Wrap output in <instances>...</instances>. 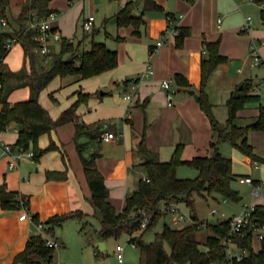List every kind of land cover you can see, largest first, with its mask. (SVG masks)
<instances>
[{
	"label": "crops",
	"instance_id": "crops-1",
	"mask_svg": "<svg viewBox=\"0 0 264 264\" xmlns=\"http://www.w3.org/2000/svg\"><path fill=\"white\" fill-rule=\"evenodd\" d=\"M10 1L9 25L19 29L17 19L27 0ZM129 1L137 2L135 13L141 14L144 8V3L141 0H54L51 3V7L56 10L57 15L54 25L62 38H68L75 43L73 37L77 32L78 24L83 27L88 16H95L93 28L99 19L117 24L118 13ZM156 2L164 8V11L146 13L147 23L141 29V37L132 35L133 27L126 29L128 36L126 40H129L130 43L126 46L124 54L121 48H116L119 53V62L126 64V68L120 70L119 80L137 78L146 71L149 65L154 70V75L143 78L136 85V90L133 89L134 83L128 86H118L123 89L126 105L111 103L106 112L91 119L84 118L78 111L80 122L88 124L100 122L103 129L110 125V132L116 135L113 141H101V144H107V147L101 149V156L96 163L110 189V201L118 211L124 209L126 199L137 190L141 180L136 174L144 159L137 154V149L144 132H146L148 150L157 154L162 161L170 159L179 143L185 144L184 161L192 160L198 156H209L210 142L213 137L212 126L209 118L201 109L199 101L189 92L194 90L199 95L202 81L201 64L202 59L206 56L205 41L221 40L220 52L229 59L227 63L219 65L208 86V93L215 108L225 106L228 109V100L237 88H241L243 82H249L251 93L260 95L262 99L261 88L264 85L262 83L264 80L263 20V28L260 29L256 27V22L251 16L253 18L252 30L243 32L246 19L250 16L245 15L244 9L248 3L253 2L252 0H197L194 4L185 0H156ZM168 14L174 16L172 26L168 22ZM71 27L74 29L70 31ZM177 27L191 29V35L185 39L182 48H178L176 45ZM85 32L87 33V31ZM164 34H166V44L155 50V46ZM117 36L125 37L126 35L122 36L119 28ZM112 37L114 36L112 35ZM81 42L80 40L82 45ZM58 44L60 45L61 42L54 41L52 43V51L57 52ZM253 44L258 46L262 57V64L258 66L252 63L251 47ZM18 45L21 44H16L11 49L4 61V68H7L5 64L13 66V69L24 66V59L18 62V58L12 53ZM21 49V55H24V49ZM177 75L183 76L192 85V89L178 86L175 81ZM167 79L173 80V88L176 90L173 106L168 105L166 91L162 86V82ZM30 94L29 87L18 88L10 95L9 100L14 104L18 101L28 100ZM127 95H131L132 99H126ZM1 107L0 104V109ZM45 107L54 118L57 117L52 113V106ZM124 109L127 116L126 121L130 120V122L127 121L124 124V129L119 131V128L109 123L108 120L112 121L114 118L113 112L121 111L123 114ZM258 114L259 104L257 103L248 104L244 110L239 112L240 116H248L251 119L257 117ZM252 133L254 146L260 155L264 156V132ZM75 134L76 126L71 122L53 131L51 136H42L39 142L42 148L47 147L52 138L61 147V151L49 152L39 162L25 155L17 161V166L14 169H10L11 158L0 156V186L6 184L9 191L18 192L21 196L28 197L31 215H37L44 224L54 215L72 211H82L87 214V217L94 216L95 210L91 204L92 192L80 155L77 156L75 152V149L77 150ZM18 136L17 127L12 125L8 131L0 132V142L13 145ZM81 140L88 142L86 137L81 138L80 142ZM167 145H170V150H165L169 147ZM92 151L93 148H90L89 154ZM89 154L84 153L86 156ZM247 162L253 164L254 161L247 157ZM47 171H65L67 179L63 181L48 180ZM239 176L241 175L236 174V178ZM246 178L251 177L245 176L241 178V182ZM257 182L256 188L260 193L264 180ZM252 184H255L254 180ZM227 201L225 199V203ZM250 205L263 206L264 209L262 195H257L255 201ZM250 205H245L239 212ZM221 214L226 215L224 212ZM21 215L22 207L15 210H4L0 196V264H12L15 257L25 249L28 240L33 235L42 234L37 224L31 219L20 220ZM167 215L169 216V214H165L164 217ZM199 220L206 224L209 223L208 220L200 218ZM171 221L174 225H178L174 223L173 218ZM81 222L82 220L74 219L67 221L65 225L75 223L69 225H76L78 228ZM60 231L61 227L56 228L52 233L45 231V234L58 240L63 249L54 257L53 264H61L60 261L63 260V255L67 251L64 249L67 248L65 235ZM206 231L209 232L207 237L212 234L204 227L197 234L199 240H201L200 233ZM255 241L261 243L259 240Z\"/></svg>",
	"mask_w": 264,
	"mask_h": 264
},
{
	"label": "trees",
	"instance_id": "trees-1",
	"mask_svg": "<svg viewBox=\"0 0 264 264\" xmlns=\"http://www.w3.org/2000/svg\"><path fill=\"white\" fill-rule=\"evenodd\" d=\"M54 0H27L20 16L17 19L19 29L9 25L8 11L11 6L10 0H0V27L5 20L9 30L0 31V132L15 125L18 128V139L12 145L15 152H33V160L39 162L47 153L61 151L55 140L51 138L50 144L42 148L39 144L40 138L50 135L59 127L75 123V142L79 152L84 172L92 192L91 204L101 223L98 232L99 239L103 242L109 238H119L124 234L130 236V242L135 244L145 257L146 264H210L212 262H227V252L222 245V238L230 232V220L219 221L215 224H206V229L211 231L204 241L198 239L197 234L206 222L199 220L194 212L195 196L220 195L225 199L240 201L241 196L235 191L231 184L236 179L233 171V160L225 157L220 151V144L229 141L235 148L240 150L246 157L253 161L264 162V158L255 152L254 146L249 142L251 132H264V105L261 97L251 93V84L243 82L242 89L237 88L227 102L228 119L226 125L221 127L219 120L214 114L215 105L210 99L208 86L210 80L219 65L227 63L228 57L220 52L221 40L215 42L205 41L206 56L202 59V81L199 91V104L201 109L210 120L213 137L210 142L212 155L198 156L189 161L183 160L185 145L179 143L168 161H162L157 154L151 153L147 148L146 132L142 134L137 153L144 159L142 165L146 168L147 177L139 181L138 188L127 199L122 211H118L110 201V189L106 184L103 173L97 166V159L101 156L100 151H94L89 156L84 155L86 144L80 142L82 137H88L90 141L101 143L102 136L110 132V125L103 129L102 124L91 125L79 121L78 109L82 104L88 103L94 96L101 98L108 93H88L78 91V98L58 118H54L50 111L41 104L40 95L44 89L57 77L77 76L79 81L97 77L119 66V54L110 49L105 43L92 42L91 49L81 51V44L76 45L68 38H62L60 52L53 58L52 66L48 69L39 68L40 43L35 40L38 31L29 29L31 13L38 18H49L56 10L51 7ZM71 1V0H68ZM144 8L141 14L135 13L137 2L129 1L118 13L119 27H133V35L141 37V29L146 25L145 15L148 12H162L164 8L156 0H141ZM194 4L197 0H185ZM259 5L264 0H253ZM168 17L174 16L168 14ZM264 22V7L261 10ZM176 45L182 48L185 39L191 35L189 27H177ZM54 31H59L57 28ZM119 41L125 37L118 36ZM21 44L28 58L29 70L14 73L4 68V61L11 49L8 43ZM71 55L70 58L67 56ZM11 80L19 81L12 84ZM176 84L188 89L192 85L183 76L175 77ZM124 85L139 83V78L125 79ZM29 87L30 98L18 101L14 104L9 102L10 95L18 88ZM51 97L54 99L53 95ZM55 100V99H54ZM259 104V114L254 120L246 125L239 126L236 121L239 112L244 110L248 104ZM130 122V120H127ZM133 127V125H132ZM181 165H189L195 168L198 175L195 178L182 179L177 176V170ZM48 180L63 181L67 179L65 171H47ZM2 208L4 210H15L22 207V198L18 192L9 191L6 184L0 186ZM164 201H174L186 204L191 208V214L195 220L194 224L185 225L180 228L170 227L165 224L163 230L155 234L153 243H146L145 234L152 230L165 216L161 210ZM30 204V202H29ZM257 210L264 221L263 206L257 205ZM144 213L150 216L146 228H142ZM87 214L82 211H72L50 217L45 231L52 233L56 228L62 227L67 221L79 219L84 220ZM36 224L42 223L37 215L32 216ZM86 224L80 231H84ZM139 232V234H137ZM239 246L247 250V254L240 262L234 264H264V239L261 241L259 251L254 249V237L248 231L243 238L237 239ZM55 249L46 245L42 234L33 235L27 242L25 249L20 252L12 264H52ZM98 250L97 255L102 254Z\"/></svg>",
	"mask_w": 264,
	"mask_h": 264
},
{
	"label": "rangeland",
	"instance_id": "rangeland-1",
	"mask_svg": "<svg viewBox=\"0 0 264 264\" xmlns=\"http://www.w3.org/2000/svg\"><path fill=\"white\" fill-rule=\"evenodd\" d=\"M246 16H252L256 22V27L262 29V17H261V6L255 2L248 3V6L244 9ZM9 26L2 25L0 27V31L9 30ZM119 28L121 31V35L125 36L123 41H119L117 39V35L119 33ZM130 27H119L118 24H111L108 21L99 19L96 22L95 28H93L89 32H85L81 24H78V29L76 34H74L75 44L78 45L80 40L82 41V45L80 50L85 51L91 49L92 42H102L105 43L110 49L116 50L121 48L122 53L126 51V46L129 45L130 41L126 40L127 34L126 29ZM74 28H70V31ZM76 31V30H74ZM108 31V32H107ZM125 34V35H124ZM112 35L114 37H112ZM133 35V34H132ZM134 36V35H133ZM136 37V36H134ZM61 44L56 46V51H51L48 56H43L39 54V68L48 69L52 66L53 58L58 55L60 52ZM23 48L22 45H18L13 49V54L18 58V62L21 59H24V66L18 69H13L9 64L5 66L6 70H9L14 73H19L21 71L29 70L30 64L28 58L25 54L21 55L20 49ZM24 49V48H23ZM59 49V50H58ZM22 50V49H21ZM118 52V50H116ZM119 54V53H118ZM68 58L71 55L67 56ZM126 68V64L119 62V66L111 70L107 73L99 75L97 77L87 78L79 81L77 76H66V77H57L55 78L46 89H44L40 95V102L43 106H52V113L57 115L58 118L61 115V112L68 107H70L78 98L77 92L84 91L92 94L96 93H108V95H104L101 98L94 96L88 103L82 104L79 107V112L86 119H91L96 115H100L107 111V107L113 103V105H126V102L123 98V89L118 86H125L124 80H119L118 75L120 74V70H124ZM12 84H17L19 81L11 80ZM30 89V88H29ZM261 103L264 105V85L261 88ZM31 93V91H30ZM31 95V94H30ZM53 95L54 99L51 97ZM30 98V97H29ZM28 98V99H29ZM10 99V98H9ZM10 102V100H9ZM13 104V103H12ZM256 105V104H253ZM2 108V107H1ZM79 114V113H78ZM214 114L216 118L219 120L221 127L226 125V121L228 119V109L225 106H219L218 108L214 107ZM113 119L108 120L109 123L114 124L120 130L124 129V124L126 121V111L124 109L123 114L121 111L113 112ZM103 119V118H101ZM254 118H250L248 116H240L238 117L236 124L239 126H246L250 124ZM100 122L97 123H89L91 125H99ZM88 124V123H87ZM101 124V123H100ZM104 124V123H103ZM249 135V142L254 146L252 140V132ZM83 138V137H82ZM88 138V137H86ZM40 142V141H39ZM82 143L86 144V149L84 153L90 152V148H93L94 151H100L101 149L107 147V144H101L98 141H90L88 138V142L81 140ZM40 144V143H39ZM184 144V143H183ZM74 147L75 144L73 143ZM72 145V146H73ZM185 145V144H184ZM109 146V145H108ZM165 150H170V145ZM255 152L264 158L263 155L257 151L256 147ZM185 150V148H184ZM221 153L228 158L233 160V171L234 173L241 175L237 177L234 181H232V188L235 191H238L240 196L242 197L240 201H232L227 199L228 201L225 203V198L217 196H195L194 202V212L198 215V217L202 220H208L210 224H215L219 220L225 219L227 217H232L236 213H240L239 211L245 206L253 203L257 197L254 193L256 186L258 184L257 181L264 180V162L254 161L253 164L247 162V157L237 148H235L229 141H224L220 144ZM77 156H79V152L75 149ZM209 156L212 155V150L209 149ZM138 154V153H137ZM90 155V154H89ZM142 157V156H141ZM143 159V158H142ZM171 159V156H170ZM136 176H139L141 179L147 177L146 168L143 165H140V169L138 170ZM177 176L182 179L186 178H195L197 176V171L195 168L189 165H181L177 170ZM245 176H250L252 180L255 181V184H249L241 182V178ZM260 194L262 195V199H264V185L260 189ZM115 206V205H114ZM183 208L187 212H191V208H189L186 204H182ZM116 207V206H115ZM219 209V214H213L212 209ZM117 209V208H116ZM118 210V209H117ZM221 212L226 213L225 216L221 214ZM172 216L163 217L160 222L150 231H148L144 240L146 243H153L155 241V234L161 232L165 224H168L173 228L183 227V224L174 225L171 221ZM72 222V221H71ZM68 225H64L61 231L63 232L66 238L67 243V251L63 255V260L60 261L61 264H146L145 257L137 248L135 244L130 242V236L127 234L122 235L119 238H109L105 241L106 249L102 254L97 255L99 250V246L101 241L99 240L98 232L101 229V223L97 216L86 217L80 223L77 228L76 225H69L75 223H67ZM86 224L85 230L80 231L82 226ZM59 230V229H57ZM211 232V231H210ZM209 232L200 233L199 238L201 241H204ZM139 234V232L137 233ZM122 245L124 247V262L120 263L117 255H116V246ZM261 247V243L258 241L254 242L255 251H259ZM63 250L61 247L56 249V253L54 255L57 256L59 251ZM55 258H53L54 263Z\"/></svg>",
	"mask_w": 264,
	"mask_h": 264
},
{
	"label": "built area",
	"instance_id": "built-area-1",
	"mask_svg": "<svg viewBox=\"0 0 264 264\" xmlns=\"http://www.w3.org/2000/svg\"><path fill=\"white\" fill-rule=\"evenodd\" d=\"M253 1V0H252ZM254 2V1H253ZM264 7V4L261 5ZM57 19V15L52 14L49 18H38L35 13H31V20L29 22V29L38 31V35L35 37V40H37L40 43V46L38 48V52L43 56H48L52 49V43L55 42H61L62 36L59 33V31H54L56 28L54 25V22ZM168 22L170 23V26L174 24V20L171 17H168ZM3 25H7V22L5 20L2 21ZM95 24V16L90 15L88 16L84 23L83 27L84 30L89 32L93 29ZM253 25V18L251 16L247 17L245 25L243 27V32H249L252 30ZM176 36L178 34V31L175 32ZM14 41H10L8 43V48L12 49L14 44ZM166 44V34L162 36V38L159 40L157 45L155 46V50L162 47ZM251 58L253 65H260L262 64V57L260 55L259 48L256 44H253L251 47ZM154 75V70L149 65L146 69V71L140 75L139 82L143 78H148L150 76ZM264 84V80L262 81ZM138 84V83H137ZM137 84H133V89H137ZM162 86L166 91L167 101L169 106L174 105V99L176 90L173 88V80H164L162 82ZM2 85L0 83V89ZM126 99L131 100L132 96L127 95ZM10 127H8L5 131H8ZM18 130V128H17ZM116 138L115 133L113 132H106L102 136V141L110 142L113 141ZM0 150L1 154L0 156H9L11 158L10 162V169H14L17 166V161L27 155L33 158V152L27 151V152H15L13 151L12 145L6 143V142H0ZM243 182L246 183H253L252 178H246L243 180ZM254 193L256 195H260L259 190L256 188ZM30 200L28 197L22 198V215L20 216V220L25 219H31L33 221L31 210H30ZM161 210L165 214H169L172 216L173 221L175 224H183L189 225L194 224L195 220L191 214V212L185 211L183 206L174 201H164L161 206ZM213 214H219L218 209L212 210ZM144 221L142 223V228H146L147 224L149 223L150 216L144 213ZM225 216V215H223ZM224 220H230L231 226H230V232L228 235L222 238V245L225 247L227 252L228 261L227 262H212L210 264H234V261L240 262L244 259L245 255L247 254V250L241 248L237 242V239L243 238L248 231L252 232L254 241L259 240L262 241L264 239V221L262 220V217L258 213L257 205H250L246 206L240 213L234 215L231 218H225ZM38 229L44 236L46 240V245L52 249H59L61 247V243L50 237L49 235L45 234V225L43 223L37 224ZM206 227V223L201 226V228ZM124 247L122 245L116 246V255L120 263L124 262Z\"/></svg>",
	"mask_w": 264,
	"mask_h": 264
},
{
	"label": "water",
	"instance_id": "water-1",
	"mask_svg": "<svg viewBox=\"0 0 264 264\" xmlns=\"http://www.w3.org/2000/svg\"><path fill=\"white\" fill-rule=\"evenodd\" d=\"M117 20H118V19H116V21H117ZM242 87H243V86H241V89H242ZM189 92H190V94H192V95L195 96L196 100L199 101L200 96H199L198 94H196L194 90H190ZM105 248H106V243H105V242H101V243H100V246H99L100 251H104Z\"/></svg>",
	"mask_w": 264,
	"mask_h": 264
}]
</instances>
